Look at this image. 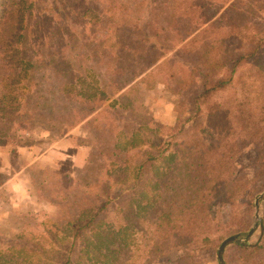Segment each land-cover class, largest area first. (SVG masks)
Segmentation results:
<instances>
[{"label":"trees","instance_id":"obj_1","mask_svg":"<svg viewBox=\"0 0 264 264\" xmlns=\"http://www.w3.org/2000/svg\"><path fill=\"white\" fill-rule=\"evenodd\" d=\"M163 80L173 124L144 103ZM36 126L51 141L84 126L97 155L77 175L31 173L56 211L0 231V264H155L174 251L200 264L251 229L264 189V0H0V142L29 145L17 136ZM257 231L228 264H264V212Z\"/></svg>","mask_w":264,"mask_h":264},{"label":"rangeland","instance_id":"obj_2","mask_svg":"<svg viewBox=\"0 0 264 264\" xmlns=\"http://www.w3.org/2000/svg\"><path fill=\"white\" fill-rule=\"evenodd\" d=\"M143 98L157 121L172 124L175 122L177 114L174 111V103L176 99L169 83L163 80L154 89L146 90ZM17 137L18 139H30L31 143L23 145L8 142L3 145L0 142V170L9 175L5 183L7 201L0 202V231L9 236L16 233L23 213L32 212L45 215L56 211L53 204L39 195L37 186L31 178L33 171L37 172L48 166L62 173L77 175L86 161L95 159L97 155L95 144L84 126H79L70 134L52 141L49 139L48 132L38 126L31 130H23ZM256 154L255 146H250L239 160L240 165L248 172L253 169L250 165ZM52 177L48 178V182L53 184L55 177ZM47 187H52V185L48 183ZM263 192L264 189L261 193ZM263 212L264 200L260 202V216ZM232 234L236 233L232 232L226 237ZM259 235L256 229L249 241H256ZM235 244L227 246L224 253L225 261L226 258L232 256L231 246ZM217 251L215 249L199 251L196 254L198 263L220 264ZM181 254V252L174 251L167 257L159 259L155 264H177L176 259Z\"/></svg>","mask_w":264,"mask_h":264},{"label":"water","instance_id":"obj_3","mask_svg":"<svg viewBox=\"0 0 264 264\" xmlns=\"http://www.w3.org/2000/svg\"><path fill=\"white\" fill-rule=\"evenodd\" d=\"M262 200H264V192L261 193L259 196H257L255 199V204L257 207L256 221L254 222L252 228L247 232V234L245 236H243L241 233L232 234L226 237L225 239H223L222 242L220 243L217 251V256L220 264H227L224 258V253L228 245L235 243H240L245 245L247 244V242H249V239L257 229L258 221L261 220V216L259 214V208H260V202Z\"/></svg>","mask_w":264,"mask_h":264}]
</instances>
